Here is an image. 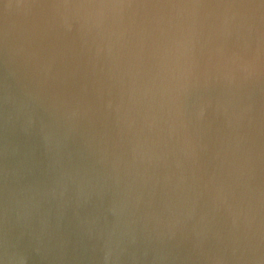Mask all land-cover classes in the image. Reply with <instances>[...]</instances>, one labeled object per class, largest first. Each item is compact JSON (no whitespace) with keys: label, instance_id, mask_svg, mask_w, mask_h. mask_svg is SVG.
Masks as SVG:
<instances>
[{"label":"clouds","instance_id":"clouds-1","mask_svg":"<svg viewBox=\"0 0 264 264\" xmlns=\"http://www.w3.org/2000/svg\"><path fill=\"white\" fill-rule=\"evenodd\" d=\"M0 264H264V0H0Z\"/></svg>","mask_w":264,"mask_h":264}]
</instances>
